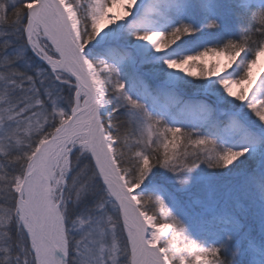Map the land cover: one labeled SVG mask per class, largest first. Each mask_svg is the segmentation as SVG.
Returning <instances> with one entry per match:
<instances>
[{
    "label": "snow or ice",
    "instance_id": "1",
    "mask_svg": "<svg viewBox=\"0 0 264 264\" xmlns=\"http://www.w3.org/2000/svg\"><path fill=\"white\" fill-rule=\"evenodd\" d=\"M8 2L0 0V264H223L217 247L185 235L163 199L136 190L155 165L178 171L197 153L227 165L243 150L217 153L212 138L183 126L199 104L171 119L151 115L123 92L112 65L89 58V42L137 0H123L119 17L110 9L121 0ZM244 14L238 38L182 56L196 31L189 24L136 35L167 50L169 69L217 77L264 121V97L255 96L264 70L253 74L264 53V0ZM209 53L225 54L227 67L197 63ZM170 236H183L184 248Z\"/></svg>",
    "mask_w": 264,
    "mask_h": 264
},
{
    "label": "rangeland",
    "instance_id": "2",
    "mask_svg": "<svg viewBox=\"0 0 264 264\" xmlns=\"http://www.w3.org/2000/svg\"><path fill=\"white\" fill-rule=\"evenodd\" d=\"M121 2L123 3V0ZM142 2L140 18L135 21L121 22L120 31L117 32L114 30L115 26L110 24L108 27L111 28V32L102 36L99 33L89 42V58L95 61L102 60L112 65L116 69L117 78L125 84L123 92L143 103L146 110L153 116L163 113L171 119L181 113L185 104L201 105L203 110L188 117V123L183 126L194 128L196 134L213 138L219 142L220 147H225L224 149L236 150V147H239L245 156L250 157L254 162L251 171L240 169L228 172L225 178H215L208 173H205L206 175L199 173V179L194 178L192 182L193 185L198 181L204 183L205 197L191 194L185 199L188 204L187 212L190 213L188 216L193 221L208 214L216 217L218 212H222L220 216L223 218L228 213L230 215L228 208L231 207L234 198L238 199V192L250 185L254 186L256 182L259 188L257 191L261 193V198L264 200V121H260L255 116L248 108L246 101L242 102L228 96L219 85L217 77L194 78L183 72L169 69L164 63L167 50L158 52L150 42L142 47L145 41L138 39L136 35L146 30L165 31L168 26L175 27L177 21L197 25L195 36H190L192 44L177 50L182 56L187 54L189 49L194 52L215 43L218 24L215 28H209L207 18L214 17L218 23L226 26L231 23L229 5L231 8L234 6L233 3L248 7L260 5L262 0H137L134 6ZM149 8L152 11L148 12ZM131 38L134 39L130 41ZM98 44L100 45L97 46ZM197 63H203L206 66L215 64L216 71L219 73L221 69L227 67L228 57L223 53H209L198 59ZM192 70L197 71V69ZM262 70H264V53L257 58V64L253 66V74ZM187 82L191 85V90L185 88L190 86ZM231 87L233 92H238L240 86L232 85ZM108 95L111 97L112 94ZM255 96L264 97V83L257 82ZM107 107L104 105L101 112ZM180 125L175 126L180 127ZM220 147L215 145L216 152H225ZM197 155L207 157V154L197 153ZM184 169L186 171V168ZM164 171L168 174L170 168ZM180 177H175L174 185L186 190L190 187L200 190L196 186L188 185L189 181L183 180L187 177ZM145 188L146 186H141L136 191L140 193ZM184 213L186 214V211ZM262 213L264 215V208ZM257 222H260L259 224L263 227L264 217L257 219ZM251 251L253 256L250 257L251 263L264 264V248L262 252L258 248H253Z\"/></svg>",
    "mask_w": 264,
    "mask_h": 264
},
{
    "label": "trees",
    "instance_id": "3",
    "mask_svg": "<svg viewBox=\"0 0 264 264\" xmlns=\"http://www.w3.org/2000/svg\"><path fill=\"white\" fill-rule=\"evenodd\" d=\"M233 5L232 8L229 5L228 10L231 23L224 26L222 23L217 22L218 30L216 32V40H214L215 43L211 46L222 44L228 39L238 38L241 28H247L249 23L247 16L244 14L245 8H254L258 10L262 6L250 5L248 7H243L236 3H233ZM6 7L11 9L12 4L8 2L6 3ZM178 24L186 23L184 21H177L175 26ZM191 26L196 30L198 28L197 25ZM171 28L172 27L168 26L165 28V31H168ZM195 34L196 31L191 33L190 36H195ZM133 39L134 38H131L130 41ZM187 83L189 84V82ZM185 88L189 90L192 89L191 85L187 87L185 86ZM125 110V108L120 109L121 113ZM214 142L219 148V142L215 140ZM220 148L224 151H241L239 147H236V150H233L232 148L224 149L225 147L223 146ZM185 159L186 162H189V167L186 168V171L185 169H180L178 170L180 172H172L173 169L170 168V172L167 174L164 169L168 168L155 165L141 184V186H146V188L139 194L145 197H159L163 199L169 211L184 225L185 235L189 237V239L196 240L203 246L217 247L223 260V264H252L250 260V257H253L251 256V250H253V248H258L259 251L262 252V249L264 248V226L261 227V224H259L260 222H257V219L264 217L262 213L264 200L261 198V193L257 191V189H259L257 187V182L254 186L250 185V187H246L245 190L241 189V191L238 192V199L236 200V198H234L232 200V205L228 208L232 217L228 213L227 215L229 216L225 215L223 218V216H220L222 212H218L216 217L208 214L193 221V219L188 216L190 213L189 211L187 212L188 204L185 199L191 194L194 196L198 195L201 198L205 197L204 183L198 181L193 185L192 182V180H195L194 178L199 179V173H201V175H206L205 173H208L215 178H225L228 172L238 171L240 169H249L248 171H251L254 162L250 157L245 156L243 152L227 165L218 164L215 159H210L205 155H197L195 156V160L192 156L186 157ZM176 176L187 177V179L183 180L189 181L188 185L191 184L192 186H196L200 190H197L196 188L193 189L192 187H190L189 190H186L174 185ZM245 180H247V178H245ZM182 202L185 205H183ZM226 206H228V204ZM228 210L224 209V211ZM185 211L186 214L184 213ZM161 216H163V214H161ZM167 222L169 221L161 219V223ZM169 240L170 243H175L177 247L181 249L184 248L183 236H178L175 239L170 236Z\"/></svg>",
    "mask_w": 264,
    "mask_h": 264
},
{
    "label": "bare ground",
    "instance_id": "4",
    "mask_svg": "<svg viewBox=\"0 0 264 264\" xmlns=\"http://www.w3.org/2000/svg\"><path fill=\"white\" fill-rule=\"evenodd\" d=\"M122 2L118 3L112 10L111 12L115 13L118 17L119 16H122L124 15V8L122 6ZM142 6H143V2L142 3H139L137 4L136 6H133L132 10H131V14L127 17H125L123 20H117L116 22H114L112 25L115 26L114 30L117 32V31H120V27H121V22H125L126 20L127 21H135L137 20L138 18H140L142 16ZM101 28H103V26H101ZM111 32V28H109L108 26L106 28H104L101 32H100V35H104L105 33H108V32ZM148 42L145 41L143 42V45L142 47H144V45H146ZM100 44H98L97 46H99ZM141 47V46H140ZM121 58V57H120ZM104 108V106L101 107V111L102 109Z\"/></svg>",
    "mask_w": 264,
    "mask_h": 264
}]
</instances>
